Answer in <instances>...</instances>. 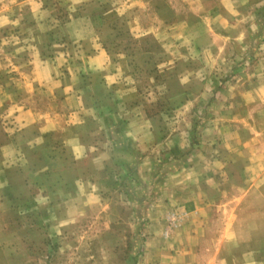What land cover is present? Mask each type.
I'll return each mask as SVG.
<instances>
[{"label":"crops","instance_id":"1","mask_svg":"<svg viewBox=\"0 0 264 264\" xmlns=\"http://www.w3.org/2000/svg\"><path fill=\"white\" fill-rule=\"evenodd\" d=\"M46 1L0 0V264H50L92 211L100 235H132L128 264H264V0H134L156 28L127 32L141 43H128L127 71L106 42L123 40L114 21L96 16L104 6L72 0L57 35ZM184 58L223 79L186 96ZM139 64L173 71L159 106L196 96L201 131L147 109L128 73Z\"/></svg>","mask_w":264,"mask_h":264},{"label":"rangeland","instance_id":"2","mask_svg":"<svg viewBox=\"0 0 264 264\" xmlns=\"http://www.w3.org/2000/svg\"><path fill=\"white\" fill-rule=\"evenodd\" d=\"M42 2L46 0H41ZM64 0H54L52 2L53 9L51 12L54 15V24L55 27L53 30H55V33L58 35L62 33L58 27V21L65 20L69 15H75L78 10L73 9L76 8L79 3L81 2H72L71 0V8L70 10L66 9V5H64ZM89 2L96 1L99 6H104L103 9H99L96 16L100 19H103L105 22L111 23V21H114L115 24L114 27L118 31V37L120 39L123 38V40H113V42H110V40H106L109 51H112L111 56L114 57V62H116L118 65H121L122 67L126 66L130 67L132 66V62H130V59L127 58V47L128 43H132V41H127V32L132 33L133 35H139L142 34L146 30H153L156 28V18L155 13L152 8L149 6L141 7L138 4H134V0H87ZM140 2L141 0H135V2ZM143 1V0H142ZM86 3V1L84 2ZM94 4V3H93ZM96 6V5H95ZM88 10V9H87ZM185 9H183L184 12ZM90 11V10H88ZM50 12L49 17L52 16V13ZM122 18V20H121ZM126 20V22H125ZM155 20V21H154ZM103 33H106V31H103ZM109 39V38H108ZM134 43V42H133ZM132 43V44H133ZM137 46L141 45L140 42L135 40V43ZM153 46L150 45V48H153ZM166 49L171 50L168 45L165 46ZM164 48V49H165ZM138 49V48H137ZM121 54V56H118L117 54ZM133 55V54H132ZM159 57H154V59H151V63L156 60ZM167 62L169 61L166 59ZM183 61V60H181ZM204 63V61H202ZM185 64L187 67L192 71L190 73L191 75L187 76L183 75V79L187 81V78L191 80V82H187L188 86L186 85L187 90L185 91L186 96H191V94H194L193 92L195 90H198V88L201 86V83H204L207 78L210 80L211 78L214 81L223 79V75L220 74H214V76H211V73L209 72L214 69L213 67L209 65L206 66L205 69L199 70V60L194 58L192 59H185L181 65H184L185 70ZM219 65V64H217ZM142 65H136L134 72H131L128 70V73L130 74L129 78L133 80V86L136 90V97H141L143 92L145 94L149 93V98L151 99L150 105L147 106V109H150L151 111L159 110L162 112H165L164 114H167L168 117L173 112L177 115L178 119H182V121L179 123V126L177 124V130L186 132V135L189 134V131L192 133H196L198 131H201L203 129V122L202 117L206 115L205 110L203 107L196 106L194 102L196 101V96H193L190 99L191 103L184 104L180 110H175L173 108V105H163L162 108L159 106L158 98V90L159 86L161 85V82L164 81L167 78L171 77L172 70L167 71L168 73L161 72L159 74H156L157 70L148 68V70L144 68ZM193 67V69H192ZM139 68V70L137 69ZM199 71H196V70ZM144 71V73H143ZM208 71V72H207ZM216 71V70H215ZM203 77V78H202ZM198 78L200 79V82H195L194 79ZM169 80H167L165 83H168ZM203 81V82H202ZM192 83V86H190ZM192 89L188 91V89ZM169 92V91H168ZM203 95V92L201 93ZM164 97V96H163ZM200 102H204L205 99L203 97L199 98ZM200 103V104H202ZM161 112V113H162ZM171 118V117H170ZM168 121H173L169 120ZM167 123L169 125L170 122ZM175 124V125H176ZM173 127V125H172ZM192 129V130H191ZM180 142V139H177ZM188 139L182 138V144L185 145L188 148ZM172 154V153H171ZM174 155V154H173ZM163 158V156H162ZM160 173H163L165 170H168L167 168L162 167ZM76 219H74L75 221ZM169 220H166V229H168ZM77 221V220H76ZM106 222L105 218H101L100 215H97L96 211L90 212L88 215L82 216L76 223V228L71 231L70 236L73 239L70 242L69 246H66V248H69V250L64 251L62 254H59L58 256L52 257L50 260V264H128L130 261L128 259V244L131 241V234L130 233H123V234H117L116 239H110L108 236L100 235V231L103 228L104 223ZM172 228V227H171ZM165 229V230H166ZM164 230V231H165ZM163 236H166L163 234ZM132 238L135 239V241H139V236H133ZM111 240L117 241L118 244L115 248H111L108 246L109 242L111 243ZM106 244V245H105Z\"/></svg>","mask_w":264,"mask_h":264},{"label":"built area","instance_id":"3","mask_svg":"<svg viewBox=\"0 0 264 264\" xmlns=\"http://www.w3.org/2000/svg\"><path fill=\"white\" fill-rule=\"evenodd\" d=\"M170 218H171V220H169V224H170V225L168 226V228H171V227L173 226L175 220H177V217H175V216L170 217ZM170 218H168V219H170ZM167 233H168V229H166V230L164 231V235H167Z\"/></svg>","mask_w":264,"mask_h":264}]
</instances>
